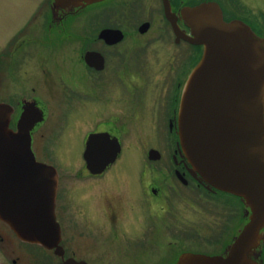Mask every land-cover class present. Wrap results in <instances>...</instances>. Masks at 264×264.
I'll use <instances>...</instances> for the list:
<instances>
[{"label": "flooded vegetation", "instance_id": "1", "mask_svg": "<svg viewBox=\"0 0 264 264\" xmlns=\"http://www.w3.org/2000/svg\"><path fill=\"white\" fill-rule=\"evenodd\" d=\"M205 1L264 38V12L241 0L69 8L39 0L29 13L24 2L26 16L0 42V103L9 107L10 131L26 119L32 157L54 170L60 248L21 240L0 218V264H176L186 253L225 255L251 210L202 181L178 137L180 96L202 53L188 40L183 10ZM108 158L98 171L87 163ZM189 204L213 212L212 234L205 222L190 227ZM257 250L264 264V241Z\"/></svg>", "mask_w": 264, "mask_h": 264}, {"label": "water", "instance_id": "2", "mask_svg": "<svg viewBox=\"0 0 264 264\" xmlns=\"http://www.w3.org/2000/svg\"><path fill=\"white\" fill-rule=\"evenodd\" d=\"M95 1L54 0V5ZM183 17L191 30L189 42L202 45V53L180 96L181 150L202 181L238 196L251 215L225 255L186 253L176 264H259L255 256L264 241V38L239 19L225 21L214 1L186 7ZM8 117L9 107L0 103V218L21 240L56 251L60 232L54 170L32 157L26 119L21 117L12 132ZM111 161L87 159L95 171ZM63 264L86 263L69 259Z\"/></svg>", "mask_w": 264, "mask_h": 264}, {"label": "rangeland", "instance_id": "3", "mask_svg": "<svg viewBox=\"0 0 264 264\" xmlns=\"http://www.w3.org/2000/svg\"><path fill=\"white\" fill-rule=\"evenodd\" d=\"M225 1L227 2V0ZM24 2H27L28 4L29 13L31 9L36 7V4L39 2V0H0L1 43L6 40L9 33L12 32L17 27V24H20L23 18L26 16L27 9H25L26 7ZM240 2L246 4L249 10L253 12V14L261 15V13L264 12V0H241ZM141 166L146 167L142 162ZM202 209H200V211H197L192 208L191 204H189V210L187 213L188 217H190V227L198 226V224H206L205 226L209 227V232L206 231L204 234H212V225L214 224L212 221L214 219L213 212H207L203 207ZM203 222H205V224Z\"/></svg>", "mask_w": 264, "mask_h": 264}]
</instances>
